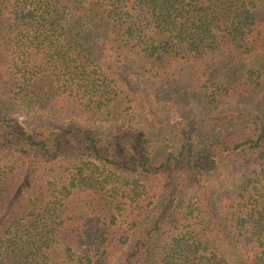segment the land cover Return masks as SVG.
Segmentation results:
<instances>
[{
  "label": "trees",
  "instance_id": "1",
  "mask_svg": "<svg viewBox=\"0 0 264 264\" xmlns=\"http://www.w3.org/2000/svg\"><path fill=\"white\" fill-rule=\"evenodd\" d=\"M141 79L220 129L197 142L188 112L158 141L7 116L5 99L147 110ZM262 94L264 0H0V264H264V112L233 110ZM223 160L240 171L227 188Z\"/></svg>",
  "mask_w": 264,
  "mask_h": 264
},
{
  "label": "rangeland",
  "instance_id": "2",
  "mask_svg": "<svg viewBox=\"0 0 264 264\" xmlns=\"http://www.w3.org/2000/svg\"><path fill=\"white\" fill-rule=\"evenodd\" d=\"M133 87L142 93L141 98L147 101V110H137L132 112L128 104H115L105 110V112L99 115L90 116L87 113L79 112L78 110H69L68 112L56 113V115L48 114L42 117L36 111L27 108L21 102L15 103L5 99V104L8 107L7 116L18 119L19 122L28 130L33 127L42 125L63 127L73 120V123H77L81 127L94 126L99 127L103 131H111L122 123L128 124L130 122L135 127H148L151 130V134L154 135L155 140H163L166 137L168 141H178V135L174 134L178 131L179 127L173 124L179 117L190 112L198 118L195 124L184 123V127L187 131H192V135L196 138L197 142L203 141V135L208 131L217 133L220 127H214L210 122L206 121L205 106L198 100L192 101L186 95H183L181 99L173 97V89L162 87L159 85H151L147 81L141 79L134 81ZM160 87V88H157ZM3 96L5 98L12 99L13 94L9 95V89L5 84H2ZM235 111H247L250 117L263 115L264 112V94L260 95L256 99H252L250 102H239L233 107ZM214 111V110H213ZM214 111L212 113H216ZM50 116V117H49ZM52 117V119H51ZM132 119V120H130ZM75 121V122H74ZM210 124V125H209ZM168 133H170L168 135ZM195 140V139H194ZM169 144V142H168ZM238 163L236 161L230 162L223 160L219 172L221 175V181L225 182V188L231 185V183L237 178L231 177V173L239 174L237 169ZM244 172H241L243 174ZM250 171L247 172V175ZM241 174L238 179L241 178ZM228 180L225 181L224 179ZM241 180V179H240ZM128 245L122 246L120 254L125 252ZM119 253V251L117 252Z\"/></svg>",
  "mask_w": 264,
  "mask_h": 264
}]
</instances>
